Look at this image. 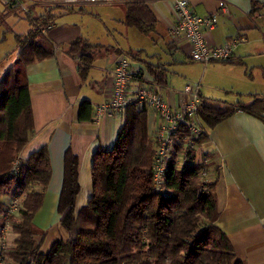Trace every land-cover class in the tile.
<instances>
[{
  "label": "crops",
  "instance_id": "0c3cea01",
  "mask_svg": "<svg viewBox=\"0 0 264 264\" xmlns=\"http://www.w3.org/2000/svg\"><path fill=\"white\" fill-rule=\"evenodd\" d=\"M189 1L195 14L217 18L216 29L206 34L209 45L222 46L234 38L242 39L231 61L207 66L193 62L191 45L183 39L174 40L169 34L175 19L174 4L170 1L48 2L64 4L69 9H63L54 24L42 31L55 48L53 57L39 59L27 69L34 133L21 154V159H28L47 148L50 156L51 181L34 219L35 225L46 233L41 248L44 255L56 244L50 245L51 240L66 242L69 238L58 214L65 154L71 150L79 158V213L93 194L94 155L112 150L124 125V115L98 121L95 118L96 107L106 103L110 96L113 72L120 57L126 56L134 71L141 73L140 78L153 85L173 106L180 104V93L189 84L200 85L202 101L225 107L264 98V0ZM1 4L8 12L17 10ZM130 5H145L152 13L157 24L151 35L125 24L126 8ZM27 33L15 34L16 48L17 36ZM79 41L93 48V61L84 77L85 64L79 56L69 53L70 47ZM16 48L1 59L0 77L18 57ZM148 65L165 70V85L157 84L147 70ZM133 80L136 87L137 76ZM84 102L92 106L91 119L87 121L80 119ZM147 112L149 136L153 139L159 118ZM207 131L206 148L213 158L211 177L219 212L217 226L227 234L239 262L264 264V120L235 112Z\"/></svg>",
  "mask_w": 264,
  "mask_h": 264
},
{
  "label": "trees",
  "instance_id": "16d2710c",
  "mask_svg": "<svg viewBox=\"0 0 264 264\" xmlns=\"http://www.w3.org/2000/svg\"><path fill=\"white\" fill-rule=\"evenodd\" d=\"M54 21L47 16L31 20V30L17 36L18 57L0 77V238L10 203L20 200L18 212L9 215L16 238L4 264H244L217 226L215 184L201 182L200 166L179 170L173 159L164 188H156L148 112L133 106L124 114L114 148L94 155L93 194L79 213V158L71 150L65 154L58 214L69 238L47 255L41 252L46 233L34 219L51 181L50 156L47 148L28 159L21 154L34 133L27 69L53 57L55 48L42 31ZM125 24L149 36L157 21L145 5H130ZM92 49L80 41L70 47L69 53L85 64L83 77L93 61ZM147 70L158 85H165L162 67L148 65ZM91 110L84 102L80 119L90 120ZM238 111L264 120V98L235 107L202 101L199 116L210 130Z\"/></svg>",
  "mask_w": 264,
  "mask_h": 264
},
{
  "label": "built area",
  "instance_id": "2783aa9c",
  "mask_svg": "<svg viewBox=\"0 0 264 264\" xmlns=\"http://www.w3.org/2000/svg\"><path fill=\"white\" fill-rule=\"evenodd\" d=\"M7 6L18 9L25 0H0ZM51 2L53 0H42ZM70 1V0H69ZM92 3H113L115 0H88ZM173 2L175 19L170 26L169 34L174 40H185L191 45L190 58L195 63L205 66L214 62H228L234 57L236 47L242 42L234 38L222 46H211L206 34L216 29L215 16L202 17L190 9L189 0H158ZM227 13V8H224ZM141 73L134 71L131 61L125 56L120 57L113 72L110 96L106 103L96 107V120L118 118L125 114L127 108L135 107L139 112L147 110L159 118L153 140L155 142L154 184L157 189L164 188V178L168 164L173 161L179 170L190 164L200 166L201 182L205 185L212 181L213 158L207 152V127L199 116L202 103L200 85H187L180 93L181 102L173 106L159 94L153 85H147L140 78ZM134 76L138 82L133 87ZM240 112V111H238ZM20 200L13 199L8 210V218L2 228L0 238V264L9 250L6 236L11 226L9 215L18 212Z\"/></svg>",
  "mask_w": 264,
  "mask_h": 264
},
{
  "label": "rangeland",
  "instance_id": "374dc122",
  "mask_svg": "<svg viewBox=\"0 0 264 264\" xmlns=\"http://www.w3.org/2000/svg\"><path fill=\"white\" fill-rule=\"evenodd\" d=\"M67 7L68 6H65L64 4L50 5L48 2L43 3L42 0H25L16 12H8L0 1V61L16 48V42L14 39L15 34L27 33L30 30L31 20L45 16L53 19L61 14L63 9H69V7ZM13 240L14 236L12 235L10 226L6 236L8 248L11 247ZM57 242L58 241L51 240L50 245L52 243V245H54ZM8 264L12 263L8 262Z\"/></svg>",
  "mask_w": 264,
  "mask_h": 264
}]
</instances>
